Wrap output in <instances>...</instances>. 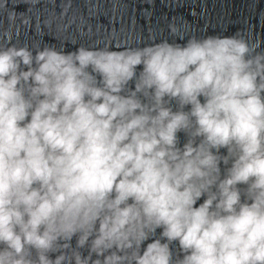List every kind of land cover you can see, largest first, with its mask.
I'll list each match as a JSON object with an SVG mask.
<instances>
[{
	"label": "clouds",
	"instance_id": "clouds-1",
	"mask_svg": "<svg viewBox=\"0 0 264 264\" xmlns=\"http://www.w3.org/2000/svg\"><path fill=\"white\" fill-rule=\"evenodd\" d=\"M6 4L0 264H264V49L247 30L169 23L66 51L13 43L31 18Z\"/></svg>",
	"mask_w": 264,
	"mask_h": 264
},
{
	"label": "water",
	"instance_id": "water-1",
	"mask_svg": "<svg viewBox=\"0 0 264 264\" xmlns=\"http://www.w3.org/2000/svg\"><path fill=\"white\" fill-rule=\"evenodd\" d=\"M64 2L7 0L5 7L31 18L30 25L17 26L12 42L63 45L66 51H73L101 44L113 31L133 36L152 31L167 36L172 23L197 35L247 30L264 49V0H71V8L62 18ZM0 24L7 27L4 14H0Z\"/></svg>",
	"mask_w": 264,
	"mask_h": 264
}]
</instances>
